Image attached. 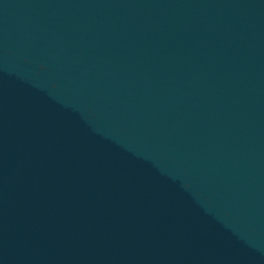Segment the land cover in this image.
Masks as SVG:
<instances>
[{
  "label": "water",
  "instance_id": "water-1",
  "mask_svg": "<svg viewBox=\"0 0 264 264\" xmlns=\"http://www.w3.org/2000/svg\"><path fill=\"white\" fill-rule=\"evenodd\" d=\"M0 264H264V0H0Z\"/></svg>",
  "mask_w": 264,
  "mask_h": 264
}]
</instances>
